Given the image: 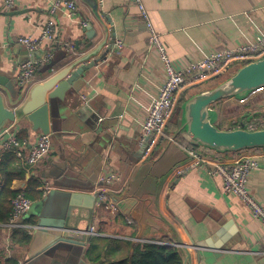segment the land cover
Wrapping results in <instances>:
<instances>
[{
    "label": "crops",
    "instance_id": "obj_1",
    "mask_svg": "<svg viewBox=\"0 0 264 264\" xmlns=\"http://www.w3.org/2000/svg\"><path fill=\"white\" fill-rule=\"evenodd\" d=\"M95 1L96 10L87 1L78 0L74 16L60 9L52 17L54 0H15L12 10H7L0 0V73L13 81L18 65L27 57V50L17 39L40 38L51 17L57 24V39L42 40L35 52V61L42 69L54 62L55 69L65 67L106 43L94 57L98 59L114 43L106 59L76 83V97H68L73 105L65 113L70 124L63 129V135L54 136L55 144L51 143L47 159L31 169L24 166L30 180L40 181L38 190L43 197L25 220L34 223L30 224L34 229L29 245L15 244L14 231L0 226L2 262L13 259L18 264H113L130 257L139 244L163 243L188 246L187 264H264V225L236 197L223 193L219 176L207 174L205 167L215 166L212 157H207L202 167L197 166L181 142L175 141L178 136L172 141L183 104L190 97L189 90L196 86L178 94L169 121H175L177 129L165 130L143 150L141 127L165 80L164 68L150 46V34L135 0ZM140 4L176 68H184L209 53L235 50L264 34V0H140ZM89 24L97 33L93 41H88L82 31ZM50 76L51 72H40L33 86ZM258 91L244 99L230 98L213 106L218 115L216 125L231 129L233 122L241 127L253 122L257 115L253 109L260 108L258 114L264 111V95L250 99ZM25 99L20 94L18 105ZM6 101L13 106L9 96ZM221 105L224 107L220 112L217 107ZM227 106L245 115L239 120L226 116ZM19 129L18 135L25 132L22 140L30 143L40 134L25 121ZM252 153L257 156L258 168L250 174L247 187L264 204V150ZM5 155L0 152V161ZM222 159L231 163L237 154ZM110 176L113 179L107 181ZM3 184L0 176V190ZM27 184L26 180H15L12 190L24 191ZM60 193H103L106 200L96 203L92 211L85 207L72 209L70 225H77L84 238L88 236L84 246L63 245L59 247L62 255L32 257L38 243L35 229L39 206L46 199L58 200ZM106 204H116L118 210L107 209ZM91 229L97 234L92 235ZM77 237L83 239V235ZM210 240L209 246L214 248L198 251L193 247L194 243ZM181 256L185 264L184 253Z\"/></svg>",
    "mask_w": 264,
    "mask_h": 264
},
{
    "label": "water",
    "instance_id": "obj_2",
    "mask_svg": "<svg viewBox=\"0 0 264 264\" xmlns=\"http://www.w3.org/2000/svg\"><path fill=\"white\" fill-rule=\"evenodd\" d=\"M85 1L92 9H97L95 0ZM82 31L88 41L95 40L97 33L90 24L84 26ZM113 36L115 37L114 33ZM105 44L102 42L89 53L69 62L60 69H55L56 63H52L49 66L51 76L42 83L33 86L25 101L20 105L17 102L20 89H17L16 81L0 73V132L11 123L20 124L25 121L32 125L34 132L48 136L63 135L65 132L63 129L71 121L69 117L65 116L67 109L73 105L72 101H68V97H76L74 89L76 83L80 82L88 71L105 60L108 53L112 51L113 42L108 45L104 55L94 59L102 51ZM24 54H27V57L22 59L23 62L29 60V53L25 51ZM35 55L33 53L30 59L35 61ZM263 88L264 58L243 65L218 86L189 97L183 104L181 121L172 139L181 136L194 146H202L219 154H238L244 151L264 150V129L247 130L239 128L232 130L228 127L219 128L216 125L218 115L213 110V106L221 101L230 98L244 99L251 93ZM8 96L13 102L12 107L7 104L6 98ZM88 112H91L90 109ZM100 120L101 118L98 116V121ZM52 125L53 132L51 131ZM145 148H147L146 143L143 144V150ZM25 180H30L29 174L26 175ZM99 197L100 194L96 196L88 193L65 195L60 193L59 199L54 202L44 200L37 213L38 223L35 231L38 237H35V240L38 243L32 250V257L38 258L44 254L60 255L59 247L63 245L84 246L88 236L84 238L85 235L79 231L77 225H70L72 209L73 207H85L92 211L96 203L101 204ZM67 198H69L68 203L66 202ZM77 235H83V239H79ZM216 237L214 236L213 239L215 240ZM212 240L194 243L193 247L198 251L214 248L210 247ZM175 247L184 253V263L187 264L189 247L184 244H177ZM216 248L218 249V247Z\"/></svg>",
    "mask_w": 264,
    "mask_h": 264
},
{
    "label": "built area",
    "instance_id": "obj_3",
    "mask_svg": "<svg viewBox=\"0 0 264 264\" xmlns=\"http://www.w3.org/2000/svg\"><path fill=\"white\" fill-rule=\"evenodd\" d=\"M135 1L140 5L146 28L150 34V46L158 53L165 74L163 85L151 104L145 122L141 127L142 143H146L148 146L164 134L170 119L174 115L180 92L187 87L197 86L230 74L249 62L264 58V34L260 35L255 42L247 43L235 50L224 49L209 53L198 61L189 63L184 68H176L168 58L158 34L155 33L146 17L140 0ZM3 5L7 10H12L15 8L16 2L15 0H3ZM60 9H64L71 16H74L78 10V0H54L50 15L53 17ZM52 17L43 26L40 38L20 37L17 39V43L24 47L29 55H33L40 48L42 40L56 41L57 24ZM118 45H121V42ZM67 49H69L68 46ZM49 60V58L46 59L47 62ZM39 67L40 64L32 59L18 65L15 79L20 92H24L21 93L24 97L28 95L33 87ZM19 125L11 123L0 132V152L15 155L23 166L31 169L45 161L50 154V136L40 133L35 142L30 143L27 139L22 140L19 138ZM190 145L191 147L186 148V152L191 161L202 167L206 163L207 157H212L215 160V166L212 168L205 167L207 174L219 176L222 179L223 193L236 197L251 212L252 216L264 225V204H261L251 195L247 187L250 174L258 168L257 156L252 153L254 150L238 153L237 159L229 163L225 162L220 154L213 150ZM109 179H113V176L106 178L107 181ZM99 198L101 204L106 200L103 193L100 194ZM31 207L32 201L23 193L18 194L12 200V212L8 223L0 224V226H7L12 231L25 230L29 234L32 233L34 226L25 222ZM106 208L114 212L118 210L116 204H106ZM90 233L92 235L97 234L94 229H91Z\"/></svg>",
    "mask_w": 264,
    "mask_h": 264
},
{
    "label": "trees",
    "instance_id": "obj_4",
    "mask_svg": "<svg viewBox=\"0 0 264 264\" xmlns=\"http://www.w3.org/2000/svg\"><path fill=\"white\" fill-rule=\"evenodd\" d=\"M45 69V70H44ZM50 73L51 69L49 65L38 68L36 75L40 72ZM208 83V82H206ZM205 84V83H203ZM201 85H198L200 87ZM193 87V89L198 88ZM195 95V94H193ZM191 95V96H193ZM190 96V97H191ZM256 126L252 130L264 129V121L256 122ZM241 127V124L233 122L231 129L236 130ZM177 129L175 121L170 122L167 125L166 131L172 132ZM22 133V132H21ZM25 136L20 134L19 138ZM177 138V137H176ZM180 141L185 148L191 147V145L185 141L181 136H178L177 140ZM233 155L232 153H220L221 157H228ZM27 169L21 164V162L13 154H7L0 161V176L4 180L3 187L0 190V224L8 223L12 212V200L20 193H23L32 202H36L42 199L43 193L38 189L41 187L40 181L37 179H31L28 181L27 187L24 191L12 190V184L15 180H25L27 175ZM30 224H34L30 221ZM31 235L24 230H16L13 234V242L19 246H27L31 241ZM92 251V250H91ZM0 264H18L16 260L8 259L2 262L0 254ZM113 264H183L181 251L179 248L172 245H162L157 243H143L135 247L134 252L123 262Z\"/></svg>",
    "mask_w": 264,
    "mask_h": 264
},
{
    "label": "rangeland",
    "instance_id": "obj_5",
    "mask_svg": "<svg viewBox=\"0 0 264 264\" xmlns=\"http://www.w3.org/2000/svg\"><path fill=\"white\" fill-rule=\"evenodd\" d=\"M238 69V68H237ZM237 69L236 70H234V71H232L230 74H227V75H225V76H222V77H218V78H215V79H213L212 81H210V82H208V83H205V84H202L200 87H198V88H195V89H190L189 90V93H190V96L191 95H193V94H197V93H199V92H202V91H205V90H210V89H212V88H214V87H216V86H218L220 83H222L223 81H225V80H227L232 74H234L236 71H237ZM17 89H18V87H17ZM18 95H20L21 93H24V92H20V90L18 91ZM264 95V88L263 89H260L258 92H257V94H256V96L255 97H250V99H254V100H256V99H258V98H261L262 96ZM189 96V95H188ZM230 101H231V99H229ZM228 100V101H229ZM226 101V100H225ZM223 102V101H222ZM219 103H221V102H219ZM223 107L224 106H218L217 108H218V110H220V112H221V110H223ZM228 108H226V111H224L225 112V114H226V116H229V117H233V118H238V120H239V118H242L244 115L242 114L243 113V111H239L238 110V108H233V107H229V106H227ZM264 108V107H263ZM238 110V111H237ZM244 110V109H243ZM263 110V109H262ZM261 110H260V108L259 109H253V113L255 114H257L255 117L256 118H254V120H252L253 122H260V121H264V111L261 113V114H258V112H260ZM233 113V114H232ZM234 115V116H232V115ZM242 115V116H241ZM237 120V121H238ZM244 122H246L245 120H244ZM253 122H251V123H249V122H246L245 123V126H244V128L245 129H250V130H252V128H253V126H256L257 124H253ZM225 126H222V128H224ZM257 127V126H256ZM50 142L52 143V144H55V138H54V135H51L50 136ZM37 207H38V202L36 201V202H32V209H31V211H29V213H28V216H29V214L31 213V212H33L34 210H36L37 209Z\"/></svg>",
    "mask_w": 264,
    "mask_h": 264
}]
</instances>
